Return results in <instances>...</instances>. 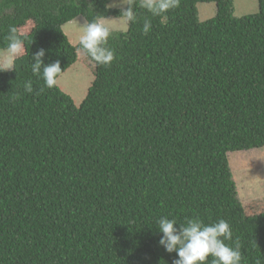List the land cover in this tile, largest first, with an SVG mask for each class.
<instances>
[{"label":"trees","instance_id":"obj_1","mask_svg":"<svg viewBox=\"0 0 264 264\" xmlns=\"http://www.w3.org/2000/svg\"><path fill=\"white\" fill-rule=\"evenodd\" d=\"M258 1V13L237 18L234 0H180L161 17L132 0L137 20L110 31L116 59L103 67L76 52L64 27L121 19L109 0H0V52L10 27L26 38L14 68L0 64V264H173L156 228L165 216L223 219L242 264H264V211L240 202L228 158L264 148ZM211 3L217 15L201 22L198 5ZM41 48L45 64L60 58L62 75L77 63L94 75L80 106L33 74Z\"/></svg>","mask_w":264,"mask_h":264},{"label":"clouds","instance_id":"obj_2","mask_svg":"<svg viewBox=\"0 0 264 264\" xmlns=\"http://www.w3.org/2000/svg\"><path fill=\"white\" fill-rule=\"evenodd\" d=\"M121 3L127 6L121 9L120 15L125 28H127L136 22L137 14L132 0H128L127 3L125 0H121ZM118 6L120 5L115 3L106 5L107 8ZM136 6L146 10L152 17H161L178 8L180 0H139ZM104 20L103 16L98 15L97 19L82 26L83 35L80 37V47L77 51L86 55L97 65L110 66L116 59V53L114 49L107 46L111 32ZM151 28V20L146 17L142 32L147 34ZM25 39L18 34L16 27L9 28L6 37L7 46L3 50L5 63L2 67L4 71L13 69L15 60L25 52ZM45 54L46 51L43 48L32 54V72L43 80L46 88L52 89L57 85L58 78L64 71L61 70L59 59L54 63L45 64ZM25 90L29 92L32 90L31 81L25 84ZM260 150H264V148ZM242 204L248 207V203ZM156 228L162 234L159 245L166 252L170 254L175 252L177 255L173 264H209L210 256L212 257L211 264H242L239 245L231 247L225 243L226 240L232 238V231L230 224L223 219L204 224L199 218H195L188 219L186 224H181L176 219H168L165 216L158 220ZM256 264H261V261L257 260Z\"/></svg>","mask_w":264,"mask_h":264},{"label":"rangeland","instance_id":"obj_3","mask_svg":"<svg viewBox=\"0 0 264 264\" xmlns=\"http://www.w3.org/2000/svg\"><path fill=\"white\" fill-rule=\"evenodd\" d=\"M125 2L127 3L128 0H125ZM113 3L120 6L111 7L112 9L121 10L126 8L121 0H109V4ZM198 10L201 22L212 19L217 14V7L213 3L200 4ZM258 12V0H234L235 17L243 18ZM76 22L69 23L64 27L66 35L75 46L79 44L80 37L83 35L82 25ZM104 23L112 32H125L128 28H125L122 19L110 18L104 20ZM31 27L30 25L26 31H29ZM4 63L5 55L0 52V64L3 66ZM94 79L92 73L83 65L77 63L58 79L57 84L75 100L77 106H80L86 98ZM228 158L233 169L234 180L238 186L240 201L244 204L248 203L251 214H260L264 211V205L260 203V200H264V150L229 153Z\"/></svg>","mask_w":264,"mask_h":264},{"label":"bare ground","instance_id":"obj_4","mask_svg":"<svg viewBox=\"0 0 264 264\" xmlns=\"http://www.w3.org/2000/svg\"><path fill=\"white\" fill-rule=\"evenodd\" d=\"M9 2V1H8ZM262 4V3H261ZM260 17H261V15H259ZM257 17V16H256ZM258 18V17H257ZM264 20V19H263ZM262 20V21H263ZM240 22V21H239ZM253 22V21H252ZM245 23V22H244ZM250 24V23H249ZM248 25V24H247ZM257 26H259V25H257ZM16 27V26H15ZM3 28V27H2ZM23 28V27H22ZM258 28V27H257ZM244 29V28H243ZM242 29V30H243ZM253 30V29H252ZM262 32H264V31H261V33ZM259 33V32H258ZM4 34V33H3ZM2 34V35H3ZM256 34V33H255ZM252 35V34H251ZM257 35V34H256ZM259 38V37H258ZM52 39V38H51ZM260 39V38H259ZM257 41V40H256ZM262 41V40H261ZM255 42V41H254ZM69 45V44H68ZM254 46V45H253ZM66 48V47H65ZM264 48V47H263ZM71 49V48H70ZM73 50H75V49H72V51ZM59 52H60V50H58ZM67 51H71V50H67ZM76 52H77V50H76ZM126 52V51H125ZM130 52V51H129ZM155 52V51H154ZM69 53V52H68ZM73 55V54H72ZM143 55V54H142ZM257 55V54H256ZM219 56V55H218ZM261 56V55H260ZM62 58V57H61ZM68 58V57H67ZM66 58V59H67ZM155 58H156V56H155ZM86 59H87V57H86ZM215 59V58H214ZM261 59V58H260ZM59 60H60V58H59ZM157 60V59H156ZM163 60V59H162ZM257 60V59H256ZM52 62H54V61H52ZM137 62V61H136ZM161 62V61H160ZM159 62V63H160ZM223 62V61H222ZM65 63V62H64ZM94 63V62H93ZM156 63V62H155ZM158 63V62H157ZM158 63V64H159ZM89 65V64H88ZM148 65V64H147ZM100 66V65H99ZM151 66V65H150ZM160 66H161V64H160ZM92 67V66H91ZM104 67V66H103ZM214 67V66H213ZM256 67V66H255ZM144 68V67H143ZM162 68V67H161ZM160 68V69H161ZM92 69V68H91ZM106 69V68H105ZM145 69V68H144ZM219 70V69H218ZM251 70V69H250ZM148 71V70H147ZM153 72V71H152ZM159 72V71H158ZM258 72V71H257ZM80 73V72H79ZM227 73V72H226ZM261 73H263V72H261ZM216 74H217V72H216ZM246 74V73H245ZM213 75V74H212ZM222 75V74H221ZM89 76V75H88ZM258 76V75H257ZM157 78V77H156ZM241 78H243V77H241ZM213 79V78H212ZM254 79V78H253ZM260 79V78H259ZM264 81V80H263ZM172 82V81H171ZM222 82V81H221ZM261 82V81H260ZM165 83V82H164ZM175 83V82H174ZM180 83V82H179ZM178 83V84H179ZM259 83V82H258ZM94 84V83H93ZM228 84V83H227ZM167 85V84H166ZM208 85V84H207ZM225 85V84H224ZM199 86V85H198ZM178 87V86H177ZM183 87V86H182ZM263 88V87H262ZM205 90V89H204ZM210 90H212V89H210ZM182 91V90H181ZM206 92V91H205ZM261 94V93H260ZM201 96V95H200ZM184 97V96H183ZM194 98H195V96H194ZM187 100V99H186ZM212 101V100H211ZM256 101V100H255ZM210 102V101H209ZM218 102V101H217ZM206 103V102H205ZM193 104V103H192ZM213 104V103H212ZM211 106V105H210ZM198 107H200V106H198ZM257 107V106H256ZM259 109V108H258ZM204 110V109H203ZM210 110V109H209ZM228 111V110H227ZM247 112V111H246ZM171 113V112H170ZM210 113H211V111H210ZM261 113V112H260ZM193 114V113H192ZM225 114V113H224ZM185 115V114H184ZM246 116V115H245ZM263 116V115H262ZM190 119V118H189ZM252 119V118H251ZM255 119V118H254ZM178 120V119H177ZM256 120V119H255ZM175 121V120H174ZM191 121V120H190ZM212 121V120H211ZM251 121V120H250ZM179 122V121H178ZM189 122V121H188ZM220 122V121H219ZM216 123H218V122H216ZM249 123V122H248ZM220 124V123H219ZM188 125V124H187ZM204 125V124H203ZM228 125V124H227ZM199 126V125H198ZM212 126V125H211ZM264 126V125H263ZM205 127V126H204ZM223 127V126H222ZM244 127V126H243ZM189 128V127H188ZM206 128V127H205ZM246 128V127H245ZM191 129V128H190ZM237 129V128H236ZM190 131V130H189ZM201 132V131H200ZM211 132V131H210ZM218 132V131H217ZM256 132V131H255ZM186 133V132H185ZM202 133V132H201ZM69 134V133H68ZM71 134V133H70ZM213 134V133H212ZM218 134H220V133H218ZM249 134V133H248ZM186 135V134H185ZM211 135V134H210ZM229 135V134H228ZM62 136V135H61ZM76 136V135H75ZM198 136V135H197ZM249 136H251V135H249ZM255 136V135H254ZM260 136V135H259ZM258 136V137H259ZM224 137V136H223ZM195 138V137H194ZM204 138V137H203ZM213 138V137H212ZM238 138V137H237ZM201 139V138H200ZM70 140H71V138H70ZM195 140V139H194ZM234 140V139H233ZM243 140V139H242ZM66 141V140H65ZM176 141H177V139H176ZM192 141V140H191ZM214 141V140H213ZM175 142V141H174ZM238 142V141H237ZM63 143V142H62ZM223 143V142H222ZM181 144V143H180ZM64 145V144H63ZM186 145V144H185ZM212 145V144H211ZM227 145H229V144H227ZM59 146V145H58ZM74 146V145H73ZM72 146V147H73ZM66 147V146H65ZM185 147V146H184ZM229 147V146H228ZM237 147V146H236ZM87 148V147H86ZM89 148V147H88ZM177 148V147H176ZM222 148V147H221ZM182 149V148H181ZM181 149H179V150H181ZM201 149V148H200ZM210 150V149H209ZM221 152V151H220ZM27 153V152H26ZM75 154V153H74ZM180 154V153H179ZM216 157V156H215ZM210 158V157H209ZM19 159V158H18ZM184 159V158H183ZM182 159V160H183ZM211 160V159H210ZM224 160V159H223ZM226 160V159H225ZM62 161V160H61ZM69 161V160H68ZM216 161V160H215ZM33 162V161H32ZM154 162V161H153ZM218 162H220V161H218ZM17 164V163H16ZM13 165V164H12ZM71 165V164H70ZM75 167V166H74ZM214 167V166H213ZM222 167V166H221ZM216 168V167H215ZM4 169V168H3ZM15 169V168H14ZM63 169V168H62ZM68 170V169H67ZM221 170H222V168H221ZM12 172V171H11ZM70 172V171H69ZM21 173V172H20ZM146 173V172H145ZM226 173V172H225ZM7 175V174H6ZM12 175V174H11ZM76 175V174H75ZM60 177V176H59ZM221 177V176H220ZM223 177V176H222ZM3 178V177H2ZM216 179V178H215ZM22 181V180H21ZM68 182V181H67ZM230 182V181H229ZM63 183V182H62ZM27 184V183H26ZM32 184V183H31ZM9 185V184H8ZM67 185V184H66ZM224 185V184H223ZM10 186V185H9ZM62 186V185H61ZM7 187V186H6ZM6 187H4V188H6ZM31 187V186H30ZM15 189V188H14ZM6 190V189H5ZM2 192V191H1ZM27 192V191H26ZM159 192V191H158ZM32 193V192H31ZM138 193V192H137ZM5 194V193H4ZM22 194V193H21ZM113 194V193H112ZM157 194V193H156ZM27 195V194H26ZM123 195V194H122ZM76 196V195H75ZM119 196V195H118ZM6 197V196H5ZM34 197V196H33ZM35 198V197H34ZM78 198V197H77ZM157 198H159V197H157ZM161 198V197H160ZM29 199V198H28ZM31 199V198H30ZM72 199V198H71ZM22 200V199H21ZM3 201V200H2ZM35 201V200H34ZM17 202H18V200H17ZM5 203V202H4ZM14 203V202H13ZM25 203V202H24ZM23 205V204H22ZM82 205V204H81ZM1 206V205H0ZM20 206H21V204H20ZM19 206V207H20ZM39 206V205H38ZM68 206V205H67ZM66 206V207H67ZM13 207V206H12ZM16 208V207H15ZM33 208V207H32ZM94 208V207H93ZM19 209V208H18ZM21 209V208H20ZM51 209V208H50ZM53 209V208H52ZM15 210V209H14ZM13 210V211H14ZM36 210V209H35ZM20 211V210H19ZM16 212V211H15ZM36 212V211H35ZM64 212V211H63ZM22 213V212H21ZM66 213V212H65ZM71 213V212H70ZM79 213V212H78ZM45 214V213H44ZM47 214V213H46ZM15 215H17L16 213H15ZM34 215V214H33ZM51 215H52V213H51ZM74 215V214H73ZM27 216V215H26ZM41 216H43V215H41ZM46 216V215H45ZM68 217V216H67ZM75 217V216H74ZM29 218H31V217H29ZM18 219V218H17ZM35 219V218H34ZM41 219V218H40ZM42 219H43V217H42ZM56 219V218H55ZM46 220V219H45ZM50 220H52V219H50ZM15 222V221H14ZM24 222V221H23ZM51 222V221H50ZM66 222V221H65ZM16 223V222H15ZM27 223V222H26ZM37 223V222H36ZM56 223V222H55ZM53 224V223H52ZM51 224V225H52ZM17 225V224H16ZM43 225V224H42ZM63 226V225H62ZM31 227V226H30ZM47 227V226H46ZM51 227V226H50ZM5 228V227H4ZM33 228H34V226H33ZM52 228V227H51ZM62 228V227H61ZM65 228V227H64ZM28 229V228H27ZM36 229V228H35ZM12 230V229H11ZM30 230V229H29ZM38 230H39V228H38ZM46 230V229H45ZM58 230V229H57ZM57 230H55V231H57ZM65 230V229H64ZM54 231V232H55ZM69 231V230H68ZM30 232V231H29ZM1 233V232H0ZM7 233V232H6ZM10 233V232H9ZM42 233H43V231H42ZM48 233V232H47ZM34 235V234H33ZM39 235H41V234H39ZM54 235V234H53ZM69 235V234H68ZM13 236V235H12ZM25 236V235H24ZM9 237V236H8ZM30 237H32V236H30ZM47 237V236H46ZM59 237V236H58ZM39 238V237H38ZM62 238H64V237H62ZM10 239V238H9ZM22 239V238H21ZM20 239V240H21ZM35 240V239H34ZM44 240V239H43ZM57 240V239H56ZM28 241V240H27ZM55 241V240H54ZM61 242H62V240H61ZM34 243V242H33ZM87 244V243H86ZM85 244V245H86ZM89 244V243H88ZM19 245V244H18ZM33 245V244H32ZM37 245H39V244H37ZM48 245V244H47ZM57 245V244H56ZM77 245V244H76ZM81 245V244H80ZM84 245V244H83ZM33 247V246H32ZM89 247V246H88ZM75 248V247H74ZM35 249V248H34ZM61 249V248H60ZM67 249V248H66ZM81 250H83V249H81ZM84 252V251H83ZM30 254V253H29ZM63 254V253H62ZM84 254V253H83ZM87 254V253H86ZM41 255V254H40ZM70 255V254H69ZM68 255V256H69ZM33 257H35V256H33ZM69 258H70V256H69ZM39 259V258H38ZM81 259V258H80ZM73 261V260H72ZM78 262V261H77ZM77 262H76V264H77ZM39 264V263H38ZM71 264V263H70Z\"/></svg>","mask_w":264,"mask_h":264}]
</instances>
